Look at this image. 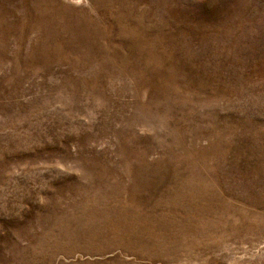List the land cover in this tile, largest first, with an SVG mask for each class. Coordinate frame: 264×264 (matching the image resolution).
<instances>
[{"label": "rangeland", "instance_id": "obj_1", "mask_svg": "<svg viewBox=\"0 0 264 264\" xmlns=\"http://www.w3.org/2000/svg\"><path fill=\"white\" fill-rule=\"evenodd\" d=\"M121 263L264 264V0H0V264Z\"/></svg>", "mask_w": 264, "mask_h": 264}, {"label": "bare ground", "instance_id": "obj_2", "mask_svg": "<svg viewBox=\"0 0 264 264\" xmlns=\"http://www.w3.org/2000/svg\"><path fill=\"white\" fill-rule=\"evenodd\" d=\"M166 200H167V198H166ZM166 200L161 202L163 204L160 207V213L159 214L158 213L157 214L154 213L155 217H152L151 219H149V217L146 216L147 219L145 220V222H146V224L148 226L151 225L152 227L156 228V229L153 230V231H155L153 234H154L155 238L160 240V241H156V243L164 242L165 245L167 244L166 242H168V240H171V238L169 236L177 234L179 231H181V230H179L180 227L184 229L187 226H191V224L194 226V225H196L198 223L200 217H197V214H196V212H195V210L193 208L198 206L199 201L201 200V198H200V196H196V197H194V196H170L169 200L168 201H166ZM190 201L193 202L194 204H196V206L191 205ZM158 206H160V205H158ZM127 210H130V209H127ZM135 213H137V212H135ZM141 216H142V214H141ZM141 216H140V219L142 218ZM118 217L119 218H115L112 221V222H114V224H112V226H110L111 224L108 225L107 228L111 232V233H108V234H111V235H115L116 234V236L118 235L120 238H123L122 239V243L123 244H125V243H129L130 244V242H132V243L139 242L142 245H148V240L140 241V238L138 236L133 235V232L138 227L140 221H138L137 223L136 222L135 223H130V221L127 222L125 220V219H127L126 217H124V216L121 217L120 215ZM135 217H136V215H135ZM156 219H157V223L155 221ZM123 220H125L126 222H124ZM166 221L170 222V223H168V225L170 224L169 226L168 225L165 226ZM122 224H124V225L126 224V226L125 227H121ZM130 224L133 226V228L129 227ZM170 231H171V233H170ZM153 234H149V232H145V233L142 234L143 235L142 237H149V235H153ZM99 236H100V234H99ZM151 238H153V237H151ZM137 246H138V244H137Z\"/></svg>", "mask_w": 264, "mask_h": 264}]
</instances>
